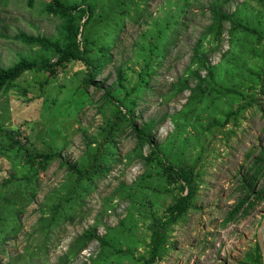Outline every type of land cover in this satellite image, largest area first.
I'll return each instance as SVG.
<instances>
[{
	"label": "rangeland",
	"instance_id": "1",
	"mask_svg": "<svg viewBox=\"0 0 264 264\" xmlns=\"http://www.w3.org/2000/svg\"><path fill=\"white\" fill-rule=\"evenodd\" d=\"M40 1L34 7L27 0H7L0 5L1 66L11 65L19 52L28 50L11 38L14 34L57 32L60 19L42 13ZM212 3L234 14L237 22L259 29L264 37V0H122L111 59L93 77L90 94L85 95L86 65L81 61L70 62L53 77L44 71L27 70L17 78L14 89L0 94V125L20 131L42 147L49 138L63 157L75 161L104 123V114H111L113 106L107 100L116 104L113 96L125 97L115 84L118 70L123 69L127 87L133 89L131 99H139L132 110L136 123L153 120L156 141L172 137L175 144L183 146L175 157L195 165L198 172H194V207L169 227L167 247L152 264H241L257 241L264 215V198L252 194L246 199L242 187L256 163L262 169L255 191L264 189V38L240 28L232 30L228 21L220 35L215 30L206 32L210 25H218L208 9ZM197 49L210 64L211 75L200 68ZM228 50L232 58L223 57ZM238 55L243 59L239 64L234 61ZM143 69L154 72L147 74L146 70L139 75ZM144 79L149 80L148 85ZM15 132L11 135L16 136ZM191 133L198 139H190ZM135 142L129 128L116 137L115 157H122V162L108 163L105 177L89 195L83 217L66 221L57 236L38 251L47 237L37 227L40 206L52 200L47 194L56 193L66 175V168L54 161L39 175L40 191L22 211L21 228L6 247L9 252L0 253V264H6L10 257L16 258V264H57L74 238L89 226L97 222L99 234H104L120 226V219L127 216H134L135 232L129 241L133 257L147 255L150 224L143 217L145 210L140 203L131 207V200L119 191L121 183L129 185L139 177L153 183L149 173L155 172V164L144 166L134 157ZM148 151L144 146L143 155ZM14 172L23 175L33 169L22 165V155L0 152L1 192H8L1 183ZM168 182L157 190L154 200L153 209L159 215L174 195H180L179 182ZM239 204L234 217L229 218ZM97 249L98 241L94 240L65 264L89 262ZM32 250L35 256L29 254ZM131 259L116 257L99 264H129Z\"/></svg>",
	"mask_w": 264,
	"mask_h": 264
},
{
	"label": "trees",
	"instance_id": "2",
	"mask_svg": "<svg viewBox=\"0 0 264 264\" xmlns=\"http://www.w3.org/2000/svg\"><path fill=\"white\" fill-rule=\"evenodd\" d=\"M37 1L27 0L30 7H34ZM121 1L41 0L43 8L40 11L60 19L57 32L49 35L19 32L11 37L22 45L25 44L28 50L19 52L18 60L11 65H0V94L14 89L17 78L27 70L44 71L48 77H53L57 75L59 70L66 68L70 62L74 61H81L86 65L83 83L87 88L85 95L90 94L88 87L92 84L93 77L111 59L110 50L113 47L116 33L119 31L118 24L121 20L119 14ZM5 2L7 0H0V5ZM208 9L218 25H210L206 32L208 29L210 31L215 30L220 35V29L228 21L229 28L232 30L240 28L257 38H264L259 29L237 22L234 14L231 13V15L221 10L217 3H212ZM79 34H81L80 38ZM197 45L201 46L200 40L197 41ZM209 52V49L205 50L206 54ZM195 54L200 55V68L207 69L211 75L209 69L211 66L206 57L201 55L203 52H199L197 49ZM232 54L228 50L223 54V57L232 58ZM54 58L55 60H53ZM242 60V57L238 55L234 61L239 64ZM146 70L140 71L139 75H142ZM153 72V70L146 71L147 74ZM117 74L119 78L115 84H118L119 89L125 92V97L113 96L112 99L116 101V104L107 100V103L113 106L111 114H104V123L98 127L96 135L86 141L85 148L75 161L63 157L62 150L51 143L49 138L45 139L47 144L42 147L33 141L30 142L29 138L23 137L20 131L15 132L13 129L0 125V152L10 155L16 154L17 157L22 155V165L33 169V172L23 175L14 172L11 178L5 177L1 183L8 192L0 191V253L9 252L6 247L8 244L10 245L12 237L21 228L22 211L31 201L35 200L40 191L39 175L46 171L54 161L59 160L60 166L66 168V175L60 181L61 185L56 186L55 191L57 190V192L47 194L52 200L43 202L40 206L41 216L37 222V227L40 231L45 232L47 237L46 242L38 247V251L49 244L48 240L57 236L66 221H74L77 217L82 218L89 195L96 189L98 181L105 177L108 171V163L122 162V157H115L117 155L116 137L123 134L128 128L136 141L132 150L134 157H139L144 166L155 164V172L149 173V176L153 178V183L145 182L143 177H139L129 185L123 182L119 186L120 195L131 200V207L140 203L145 210L143 217L147 218L150 224L147 255L138 258L133 257L134 250L129 241L135 232L133 227L134 216H127L126 219H120V226L109 228L110 231L104 234H99L97 222L89 226L74 238L67 249L68 251L59 258L57 264L69 262L73 256H77L94 240L98 241L97 254L90 257L89 262L82 264H99L108 261V259L123 256L131 257L133 264H152L167 247L169 227L181 218L188 208L194 207L193 199L197 186L194 181L195 165L184 163V159L179 160L175 157V154L183 146L175 144L172 137H168L165 141H156L153 120L140 124L136 123L132 110L139 99L138 97L131 99L133 89L127 87V74L122 68L118 70ZM144 81L146 85L149 84L148 79H144ZM183 86H187V84H183ZM226 90L231 91L230 88H226ZM108 94H110L109 91ZM121 105L125 109L121 108ZM186 106L191 111L192 106L188 103ZM198 130L201 131V129ZM12 132H15L16 136H12ZM195 133L189 134L188 137L197 140L199 136ZM22 139H27L28 143H23ZM144 146L149 149L146 155H143ZM253 165L256 166L254 173L248 177L245 184L242 183L245 191L244 198L247 199L252 194L257 198H264V189L255 191L257 174L262 167H257L256 163ZM196 174L198 175V172ZM144 178H146L145 175ZM165 180L179 182L180 195H174L172 202L168 207H164V212L159 215L153 209L154 200L157 197V190L166 185ZM186 189L187 192L185 193ZM240 205L231 212L229 218L234 217ZM29 254L35 256L36 251H29ZM15 260L16 258L10 257L6 264H16ZM241 264H262L261 250L257 241L254 242L246 259Z\"/></svg>",
	"mask_w": 264,
	"mask_h": 264
},
{
	"label": "water",
	"instance_id": "3",
	"mask_svg": "<svg viewBox=\"0 0 264 264\" xmlns=\"http://www.w3.org/2000/svg\"><path fill=\"white\" fill-rule=\"evenodd\" d=\"M257 242L261 250V261L264 264V216L257 229Z\"/></svg>",
	"mask_w": 264,
	"mask_h": 264
}]
</instances>
